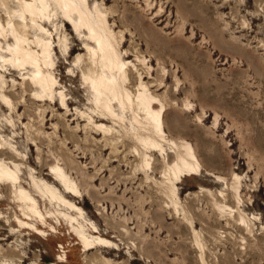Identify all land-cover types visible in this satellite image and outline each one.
Here are the masks:
<instances>
[{
    "label": "rangeland",
    "instance_id": "rangeland-1",
    "mask_svg": "<svg viewBox=\"0 0 264 264\" xmlns=\"http://www.w3.org/2000/svg\"><path fill=\"white\" fill-rule=\"evenodd\" d=\"M89 6L104 13L134 71L129 89L143 81L164 101L168 159L188 142L201 171L176 182L175 205L163 154L152 152V169L134 155L132 114L122 123L106 119L113 130L98 126L100 113L83 78L85 32L66 28L53 4L45 25L52 32L58 103L29 96L30 71L0 65V147L18 157L28 186L32 175L48 180L82 210L63 211L111 247L86 251L56 205H48L56 230L21 227L13 215L19 207L3 185L0 264H264V0H89ZM6 91L16 100L4 106ZM62 93L69 105L61 103ZM53 164L80 195L49 178ZM40 205L46 213L45 201Z\"/></svg>",
    "mask_w": 264,
    "mask_h": 264
},
{
    "label": "bare ground",
    "instance_id": "bare-ground-1",
    "mask_svg": "<svg viewBox=\"0 0 264 264\" xmlns=\"http://www.w3.org/2000/svg\"><path fill=\"white\" fill-rule=\"evenodd\" d=\"M0 3L5 6V14L2 13L0 20V65L11 64V72L30 71L32 75L27 78L26 89L31 92L34 90L29 96L35 100L49 101L55 105L58 103V97L54 94L57 81L50 69L53 64L52 32H49L45 25L51 16L52 5L55 4L57 7L55 15L61 12L59 17L66 28L72 26L75 35L85 32L83 49L86 48L88 57L82 67L83 78L92 89V101L100 113L98 118L101 123L98 126L105 131L113 130L112 126L105 123L106 119L112 118L122 123L127 119V113L132 114V123L136 128L133 137L138 142L133 150L134 155L141 158L144 167L152 169L150 166L152 152L163 154L168 171L165 172L168 178L167 192L176 205V182L182 180L184 176L198 174L201 171V163L188 142L180 145L183 151L175 150L174 161L168 159L164 142L171 141L168 140L164 128L165 103L158 95L151 93L143 81L137 91L129 89L128 81L133 78L134 71L121 57V52L116 47L115 34L110 29L104 13L97 6L93 11L89 6V0H0ZM3 43L7 44V48ZM81 59L82 55L78 54L73 60L79 62ZM0 77L4 82L2 76ZM12 98L16 100V96L10 91L1 95L4 106L11 103ZM61 103L69 105V100L65 99L63 93ZM61 103L59 106L63 108ZM172 143L176 142L172 140ZM9 153L8 148L0 147V198H3L1 187L4 185L11 202L19 207V213L16 210L13 215L21 227L38 234H48L47 229L42 226L51 225L49 219L54 210L48 209V205H56L58 208L54 207L55 210L70 224L71 234L77 235L85 244L86 251L98 246L107 249L111 247L110 240L106 237H90L79 216H72L63 211V206H69L79 212L82 210L76 202L66 199V195L58 191L48 180L42 178L37 180L36 176L32 175L33 182L28 186L20 174L21 169L17 163L20 160L13 153ZM51 168L49 178H52L55 184L63 187L68 194L80 195L79 186L59 164H53ZM40 200L46 203L44 206L47 209L46 213L40 207ZM63 223L60 220L59 224ZM51 226L52 230H56V226ZM14 231L19 229L14 228ZM17 249L19 248H15ZM22 255L21 252L20 258H16L21 261Z\"/></svg>",
    "mask_w": 264,
    "mask_h": 264
}]
</instances>
